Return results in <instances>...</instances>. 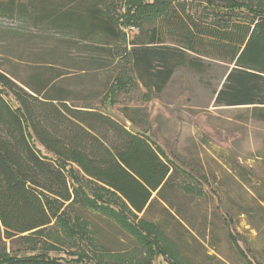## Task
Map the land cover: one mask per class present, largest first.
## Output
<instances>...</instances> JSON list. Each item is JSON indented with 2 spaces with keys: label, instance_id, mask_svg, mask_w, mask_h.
<instances>
[{
  "label": "trees",
  "instance_id": "trees-1",
  "mask_svg": "<svg viewBox=\"0 0 264 264\" xmlns=\"http://www.w3.org/2000/svg\"><path fill=\"white\" fill-rule=\"evenodd\" d=\"M206 2L242 7L251 16L209 19L190 12L183 0L156 2L161 8L148 11L143 21L151 27L130 49L137 81L157 95L179 69L203 75L212 63H221L229 72L215 105L264 109V0ZM108 6V0H9L0 2V14L77 36L92 44L85 48L105 54L121 41ZM92 64L105 67L100 60ZM35 79L22 81L0 70V241L43 234L54 222L48 199L71 205L80 194L94 204L102 200L99 209L135 238L133 252L147 253L134 257L132 252H108L114 262L151 264L163 257L168 264H191L160 224L147 218L157 202L168 203L167 194L176 186L172 164L146 131L129 128L101 107L76 105L63 96L64 90ZM116 84L106 98L115 93ZM126 117L135 126V119ZM83 180L98 185L109 199L88 196L83 188L88 185H80ZM58 220L69 239L92 240L91 224L81 216L63 211ZM231 239L246 257L235 237ZM91 245L86 254L69 261L52 258L45 250L24 257L5 254L0 264H102Z\"/></svg>",
  "mask_w": 264,
  "mask_h": 264
},
{
  "label": "rangeland",
  "instance_id": "rangeland-1",
  "mask_svg": "<svg viewBox=\"0 0 264 264\" xmlns=\"http://www.w3.org/2000/svg\"><path fill=\"white\" fill-rule=\"evenodd\" d=\"M183 1L190 12L204 18L251 16L242 7ZM156 2L163 4L164 0H108L121 32V41L109 47L110 54L85 48L92 44L77 36L2 13L0 70L22 81L37 78L49 88L64 90L63 96L76 105L101 107L129 128L146 131L172 164L176 186L167 194L168 203L157 202L147 218L160 224L191 264H264V109L215 105L216 93L229 72L221 63H212L203 75L181 68L161 94L149 93L136 79L130 49L151 27L143 21L148 11L161 8ZM93 60L105 67L95 66ZM60 74L64 76L59 78ZM115 84V93L106 98ZM126 115L135 119V126ZM80 185H88L83 188L96 201L109 199L98 185L86 180ZM48 204L53 225L29 239L25 235L13 242L0 241V256L24 257L49 250L52 258L69 261L86 254L91 244L93 256L102 264L122 261L114 262L108 252H132L134 257L147 254L133 252L135 238L99 209L102 200L94 204L77 194L71 205L53 199ZM109 205L117 208L115 203ZM63 211L90 222L91 241L81 236L69 239L57 221ZM151 264L168 262L160 257Z\"/></svg>",
  "mask_w": 264,
  "mask_h": 264
}]
</instances>
